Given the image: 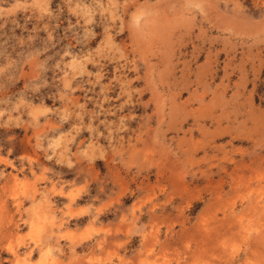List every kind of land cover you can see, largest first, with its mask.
Listing matches in <instances>:
<instances>
[{
    "label": "rangeland",
    "instance_id": "obj_1",
    "mask_svg": "<svg viewBox=\"0 0 264 264\" xmlns=\"http://www.w3.org/2000/svg\"><path fill=\"white\" fill-rule=\"evenodd\" d=\"M0 264H264V0H0Z\"/></svg>",
    "mask_w": 264,
    "mask_h": 264
}]
</instances>
